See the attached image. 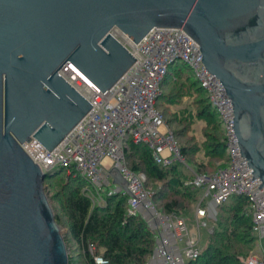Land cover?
Instances as JSON below:
<instances>
[{
    "label": "water",
    "instance_id": "95a60500",
    "mask_svg": "<svg viewBox=\"0 0 264 264\" xmlns=\"http://www.w3.org/2000/svg\"><path fill=\"white\" fill-rule=\"evenodd\" d=\"M157 27L182 28L198 44L264 188V0H0V264H69L47 167L22 144L52 151L91 109L60 70L72 64L105 92L136 60L111 30L137 43ZM109 173L129 194L120 172Z\"/></svg>",
    "mask_w": 264,
    "mask_h": 264
},
{
    "label": "built area",
    "instance_id": "2783aa9c",
    "mask_svg": "<svg viewBox=\"0 0 264 264\" xmlns=\"http://www.w3.org/2000/svg\"><path fill=\"white\" fill-rule=\"evenodd\" d=\"M111 34L132 53L136 59L133 65L105 92L72 64L60 70L92 107L52 151L34 139L22 144L23 149L35 163L47 167L48 174L62 168L85 180L82 193L93 206L105 205L107 197L114 194L126 195L127 214L141 215L154 233V247L145 264H186L197 258L202 251V234L214 231L218 207L236 195L247 198L244 211L250 216L251 232L263 239L264 188L241 155L231 101L219 79L206 70L198 44L182 28H153L137 43L118 28ZM179 65L185 66L204 91L221 127L226 157L212 171H198L186 161L172 127L155 107L162 83ZM131 142L145 146L153 163L161 167L178 164L191 173L186 184L199 191L192 221L157 208L146 174L128 165L125 150ZM112 168L126 181L129 194L113 183ZM111 184L115 188H110ZM87 250L95 264L107 262L93 242L88 243ZM241 261L264 264V256L254 251Z\"/></svg>",
    "mask_w": 264,
    "mask_h": 264
},
{
    "label": "trees",
    "instance_id": "16d2710c",
    "mask_svg": "<svg viewBox=\"0 0 264 264\" xmlns=\"http://www.w3.org/2000/svg\"><path fill=\"white\" fill-rule=\"evenodd\" d=\"M185 72H188L185 66L179 65L166 76L161 88L169 76L178 75L180 77L174 78L172 84L174 87H178L179 91H184V82H181V76L184 74L191 84L195 85L197 89L204 93L192 79L190 73ZM161 95L162 91H160L156 99V108H158L157 101ZM206 100L208 101V99ZM207 106L208 111H205V113H203L202 110L198 111V116H205L207 121L208 119L217 120L209 103H207ZM161 111L164 115V111ZM166 122L169 124L167 120ZM183 129H185V126ZM204 133L208 139L212 137L206 129ZM219 134L221 138L220 135L215 136L212 139L213 141L208 144V147L211 149V154L213 155L218 153V150L225 154L221 130ZM183 145L184 144L180 146L181 153L186 161L188 160L187 162H189L191 159L188 158L187 155H195L197 152L196 147L189 144ZM125 154L131 169L135 171L142 170L146 174L147 185L149 179L155 182H163L172 188L173 184L175 186L177 185L180 189H187L186 193L189 194V196L193 195V202H196L199 191L191 189V187L186 184L189 179H183L180 173H183L185 176H187L188 173L181 165L176 164L169 167H161L153 163L149 151L145 146L139 143L131 142L125 150ZM208 155L209 151H206L205 156ZM194 161L196 163L198 162L197 159ZM207 166H209V163H205L204 161H200L196 164L198 171H212L215 168L214 166L209 169ZM57 170L64 169L59 168ZM52 174L53 173L47 174L46 178H51ZM83 181L84 184L81 185L80 188L74 187L73 190H69L66 193L62 205L66 215L68 235L70 240L77 245L79 254L83 257L85 263L95 264L87 250L88 243L93 242L96 247V252L107 259L105 264H145L154 247V233L147 227L146 223L137 216L127 214V205L125 204V208L122 204V200L125 198L127 199V196L114 194L107 197L105 205L100 204L93 206L91 199L82 193V188L86 184L85 180ZM160 196L161 190L157 188L152 195L153 201L160 199ZM246 204L247 198L245 196L236 195L219 206L217 209V218L213 222L214 231L212 234L207 235L211 240L202 248L197 258L187 261L186 264H244L241 261V257L248 255L250 252L247 254L237 252V243H248L255 240L251 232L252 225L250 216L244 211ZM180 207L184 206L178 199L167 201L163 203L162 207L157 206V208L163 212L174 211L177 213ZM228 218L230 219V223L227 222ZM55 219L57 222L59 221L57 216H55ZM69 264H74V261L70 259Z\"/></svg>",
    "mask_w": 264,
    "mask_h": 264
},
{
    "label": "rangeland",
    "instance_id": "374dc122",
    "mask_svg": "<svg viewBox=\"0 0 264 264\" xmlns=\"http://www.w3.org/2000/svg\"><path fill=\"white\" fill-rule=\"evenodd\" d=\"M176 77L180 76L171 75L166 79L161 88L162 95L157 101V107L164 111V116L174 130L180 144H184L183 146H185V144H189L196 147L197 152L195 155H187V157L191 159L188 163L192 166H196V164L200 161H204L205 163H209V166L207 167L211 169L216 166L217 163H221L225 160V154L223 152L218 150V153L213 155L211 154V149L208 147V144L213 141L212 139L215 136L220 135L219 133L221 127L216 119H208L207 121L205 116H198V111L202 110L203 113L208 111V101L206 100L207 98L205 94L197 89L195 85L191 84L184 74L181 76V82H184V91H179L178 87H174L172 84L174 78ZM184 126L185 129H183ZM205 129L212 136L209 137V139L204 133ZM206 151H209L208 156H205ZM195 159H197V163L194 161ZM52 173L51 178H45L43 181L44 191L46 192L54 215L57 216L59 220V223H57L59 224L61 232L64 236L69 260L71 259V261H74V264H86L83 257L79 254L77 245L70 240L66 226V215L62 205V201L65 198L66 193L69 190H73L74 187L80 188L81 185L84 184V181L82 178L74 176L73 173L67 174L65 170H54ZM187 173L189 177L188 175L185 176L183 173H180L185 180L191 178V173ZM148 186L153 189V191L157 190V188L158 190H161L160 199L154 201L157 203L156 205L158 207H162L163 203L167 201L178 199V201L184 206L180 207L178 213L183 216L188 223L192 221L194 196H189V194L186 193L187 189H180L174 184L172 188L163 182H155L151 179H149ZM110 188L115 187L111 184ZM107 189L108 187H104V190ZM105 196L106 195H102V198H106ZM122 204L123 207L126 208V198L122 200ZM135 216L144 221V219L141 218V215L138 214ZM227 222L230 223L229 218L227 219ZM210 240L211 238H209V236L207 237V233H203L201 247L204 248ZM237 249V252H240L241 254L258 251L264 256V238L259 240L256 237L255 240L248 243L238 242Z\"/></svg>",
    "mask_w": 264,
    "mask_h": 264
},
{
    "label": "bare ground",
    "instance_id": "6f19581e",
    "mask_svg": "<svg viewBox=\"0 0 264 264\" xmlns=\"http://www.w3.org/2000/svg\"><path fill=\"white\" fill-rule=\"evenodd\" d=\"M72 69V68H70ZM74 74L76 73L73 69L71 70ZM76 75V74H75ZM78 79H80V77L77 76ZM81 80V79H80ZM82 81V80H81Z\"/></svg>",
    "mask_w": 264,
    "mask_h": 264
}]
</instances>
